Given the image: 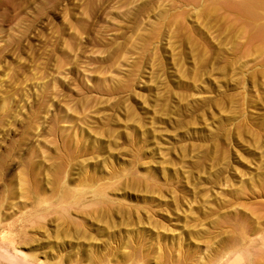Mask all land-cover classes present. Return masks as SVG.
Wrapping results in <instances>:
<instances>
[{"label":"rangeland","instance_id":"1","mask_svg":"<svg viewBox=\"0 0 264 264\" xmlns=\"http://www.w3.org/2000/svg\"><path fill=\"white\" fill-rule=\"evenodd\" d=\"M0 0V264H264V0Z\"/></svg>","mask_w":264,"mask_h":264},{"label":"bare ground","instance_id":"2","mask_svg":"<svg viewBox=\"0 0 264 264\" xmlns=\"http://www.w3.org/2000/svg\"><path fill=\"white\" fill-rule=\"evenodd\" d=\"M243 1H244L243 3L246 4V5L243 4V6H244V7H245V6L247 7V4H252V2H254V1H261V0H243ZM246 7H245V8H246ZM248 7H249V6H248ZM248 7H247V8H248Z\"/></svg>","mask_w":264,"mask_h":264}]
</instances>
